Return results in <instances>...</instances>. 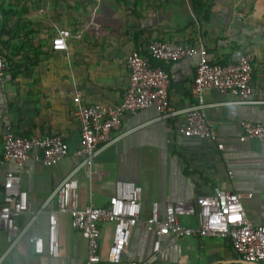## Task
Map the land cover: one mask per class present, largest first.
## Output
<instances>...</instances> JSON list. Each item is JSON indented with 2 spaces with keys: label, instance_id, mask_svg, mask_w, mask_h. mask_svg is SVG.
Segmentation results:
<instances>
[{
  "label": "crops",
  "instance_id": "crops-1",
  "mask_svg": "<svg viewBox=\"0 0 264 264\" xmlns=\"http://www.w3.org/2000/svg\"><path fill=\"white\" fill-rule=\"evenodd\" d=\"M203 1L209 11L198 19L192 0H0V55L6 64L0 90V188L6 171L20 173L30 204V211L17 218L22 231L18 240L9 241L0 226V264H82L87 242L67 214L58 215L57 257L36 253L29 237L45 235L47 212L56 208L52 191L81 160L74 153L80 140L78 103L117 104L128 84V54L134 49L144 53L152 39L191 45L201 41L212 63H234L240 54H249L252 103L232 104L228 94L207 91L214 141L177 134L179 117L158 119L154 108L126 114L91 167L76 172L79 206L107 205L117 180L141 185L140 215L128 254L118 264H245L219 237L166 235L155 253L156 229L147 223L153 202L164 217L167 200H186L193 202L196 213L178 219L198 226V200L220 190L240 193L248 218L264 224V140L241 141L237 129L241 120L264 124V0ZM62 28L71 36L65 50H55L52 37ZM152 64L169 74L173 108L194 102L196 58ZM7 127L24 137L57 133L68 153L54 166L30 158L19 168L3 158ZM248 192L253 195L246 196ZM100 228V264H115L106 260L113 223L104 222Z\"/></svg>",
  "mask_w": 264,
  "mask_h": 264
},
{
  "label": "built area",
  "instance_id": "built-area-1",
  "mask_svg": "<svg viewBox=\"0 0 264 264\" xmlns=\"http://www.w3.org/2000/svg\"><path fill=\"white\" fill-rule=\"evenodd\" d=\"M71 36L69 29H57L52 37V48L65 50L66 40ZM196 58L195 74L191 92L194 102L184 108H173L169 102L170 77L167 71L151 63L154 61H178ZM252 58L240 54L234 63H212L208 50L201 41L195 44L176 43L152 39L146 44L144 53L132 50L127 56L128 84L121 100L114 105H83L78 103L76 118L80 126V140L75 155L81 160L73 171L63 178L52 191L56 208L47 212L45 235L29 237L36 253L51 257L59 254L58 215L67 214L72 227L80 232L87 242V254L82 264H100V225L113 223L111 243L107 248L106 260L118 264L128 254V243L140 215L142 187L135 182L117 180L107 205L92 204L80 207L78 203V179L76 172L83 166L91 167L94 157L113 140V131L118 129L126 114L154 108L158 119L178 118L175 131L179 135L198 137L214 141L216 132L207 119L205 93L216 90L233 97L232 104L252 103L251 79ZM5 61L0 55V90L2 89ZM79 93L75 91L78 101ZM238 138L264 140V124L241 120L237 124ZM217 148L222 150L223 144ZM2 151L5 160H12L22 168L30 158L44 166H54L68 153V145L57 133L45 136L24 137L7 127L2 136ZM248 197L252 192L245 194ZM242 195L232 191L215 190L198 200V226H187L179 221L181 216H193L196 207L186 200H167L164 217L158 203L153 202L147 220L156 229L153 252L160 250L162 237H219L225 238L233 251L243 260L264 264V224L255 225L247 216L241 201ZM30 211L27 193L21 188V174L12 170L5 172L0 188V226L7 231V239L15 242L22 235L17 218ZM238 217V218H237ZM35 216L31 218V223ZM130 264H152L148 260H131Z\"/></svg>",
  "mask_w": 264,
  "mask_h": 264
},
{
  "label": "trees",
  "instance_id": "trees-1",
  "mask_svg": "<svg viewBox=\"0 0 264 264\" xmlns=\"http://www.w3.org/2000/svg\"><path fill=\"white\" fill-rule=\"evenodd\" d=\"M209 7L210 6L206 5V2H204L203 0H192V10L198 19L205 16V15H203L202 11H204L206 14V12L209 11ZM152 61H151V63H152ZM153 64H154V62H153Z\"/></svg>",
  "mask_w": 264,
  "mask_h": 264
},
{
  "label": "water",
  "instance_id": "water-1",
  "mask_svg": "<svg viewBox=\"0 0 264 264\" xmlns=\"http://www.w3.org/2000/svg\"><path fill=\"white\" fill-rule=\"evenodd\" d=\"M245 261V264H262V263H254V262H250V261H246V260H243Z\"/></svg>",
  "mask_w": 264,
  "mask_h": 264
},
{
  "label": "snow or ice",
  "instance_id": "snow-or-ice-1",
  "mask_svg": "<svg viewBox=\"0 0 264 264\" xmlns=\"http://www.w3.org/2000/svg\"><path fill=\"white\" fill-rule=\"evenodd\" d=\"M238 218V217H237Z\"/></svg>",
  "mask_w": 264,
  "mask_h": 264
}]
</instances>
